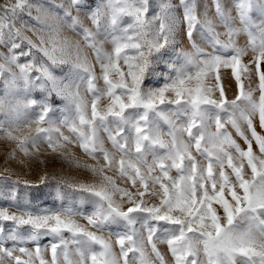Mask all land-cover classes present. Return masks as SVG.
I'll use <instances>...</instances> for the list:
<instances>
[{
	"label": "snow or ice",
	"instance_id": "1",
	"mask_svg": "<svg viewBox=\"0 0 264 264\" xmlns=\"http://www.w3.org/2000/svg\"><path fill=\"white\" fill-rule=\"evenodd\" d=\"M0 47L5 96L39 87L69 113L54 121L47 103L0 98L7 159L31 166L46 146L92 177L24 181L30 201L61 204L0 207V264H264V0H3ZM9 186L19 200L20 181Z\"/></svg>",
	"mask_w": 264,
	"mask_h": 264
},
{
	"label": "rangeland",
	"instance_id": "2",
	"mask_svg": "<svg viewBox=\"0 0 264 264\" xmlns=\"http://www.w3.org/2000/svg\"><path fill=\"white\" fill-rule=\"evenodd\" d=\"M2 2L3 0H0V3ZM173 2H175V0H173ZM64 35H69L73 39H76L75 34L70 33L68 31H65ZM236 39L239 45H244L247 42L248 38L246 34H242V35H239ZM197 43H201L198 37H197ZM201 46L203 47L204 45L202 44ZM184 47L186 49L190 48V44H188V42L185 41ZM105 50L106 51L111 50L110 44L105 45ZM205 50H210V49L205 48ZM3 51H5V49L0 47V52H3ZM87 52H88L89 62L93 65V68L96 74L99 75V65L95 64L94 54L91 52L90 49H88ZM251 55H252L251 52H249L248 55L245 57V60L251 59ZM73 71L75 72L76 70H73ZM224 71L227 72L228 70H224ZM80 72L81 74H83L82 70H80ZM61 79H64V77L61 76ZM64 82L70 83L71 81L70 79H65ZM79 83H80L79 79L76 78V84H79ZM99 83L102 85L103 81L101 80L99 81ZM226 83H228L227 80H226ZM86 87L87 85L85 83L79 89L80 94L83 96H87ZM3 88H4V85L2 81H0V98L4 99L6 108L8 107L9 104L14 106L17 103L23 104L24 102H26V99L27 100L36 99L37 101L41 103H47L50 106L51 108L50 118L54 121L62 120L65 118V116L69 115L67 111H62L65 108V105L68 103L67 101L63 99V97L56 96L55 94H49L43 91L39 87H33L30 90L28 88L12 89L10 90L7 96H5ZM230 88L231 90L228 91L227 96L228 98H234V93H235L234 84H231ZM72 90L74 92L77 90L75 85H73ZM254 95L258 96V92L254 93ZM41 110L42 109L40 107H34V111H33V108H29L26 111V113L23 114V117L29 121L34 120L36 118V114L39 113ZM73 114H74V107H73ZM4 119H6L5 113L0 112V120H4ZM161 124H162V129L166 132L168 126L163 124L162 122ZM211 130L215 131L214 125H212ZM61 131L67 132V129L62 127ZM257 131L259 132L260 129L257 128ZM229 132H231L233 134V138L236 139L237 142L240 143L242 147H244L243 140L240 137L235 135V131L231 129V127H229ZM184 138L187 139L186 134ZM13 148H14L13 144L0 140V177H4V176L11 177V179L7 181L0 179V207H7L9 212H15L19 214V208H23L26 205L28 206L27 210H30V211H40L43 208H57L60 206L61 201L53 196H43L40 199H33L30 201L29 198L27 197L28 189L23 188L24 181L27 180L31 182H37L39 179V176L44 174L45 172L52 173L55 171L57 174H63L69 178H74L78 180H87L89 182H91L92 180L90 173L86 175L82 174L83 169H81L80 172H77L74 165L70 167L67 163L62 164L58 159H54L53 154L51 153L50 150L46 148V146H42L40 148V155L37 158L36 163L30 162L31 166L21 164V161L26 159L23 153L17 152L11 160H8L7 159L8 153L12 152ZM30 151H33V150L30 149ZM254 151L256 152L257 155H259L258 149H254ZM72 152L74 154V158L77 161H79L81 164H93L94 163V161L91 160V158L85 156L79 148L73 147ZM45 160L48 161L47 164L40 163V161H45ZM248 171L250 173V169ZM16 180H19L21 183V187L20 189H18V192L20 195L19 200H15L14 198L5 195V193L13 191V188L10 187L9 185H11L12 181H16ZM70 204H71V201L66 202V206ZM13 205H16V206H13ZM80 223L86 224V221L80 220ZM104 235L107 237L108 235L107 232H105ZM112 239H113V244H114L115 238L112 237ZM46 243L47 241H43L41 246L43 247V245ZM29 247L32 248V245H29ZM159 248L162 252L167 253L166 245H159ZM113 250L114 252L119 254V247L116 246L115 244H114ZM16 254L20 255L19 252H17ZM44 255H45V258L50 259V252L45 251ZM22 258H25V257H22Z\"/></svg>",
	"mask_w": 264,
	"mask_h": 264
}]
</instances>
